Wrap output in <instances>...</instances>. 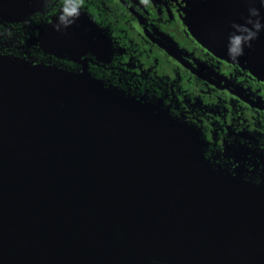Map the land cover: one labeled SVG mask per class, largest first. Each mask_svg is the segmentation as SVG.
<instances>
[{
    "label": "water",
    "instance_id": "1",
    "mask_svg": "<svg viewBox=\"0 0 264 264\" xmlns=\"http://www.w3.org/2000/svg\"><path fill=\"white\" fill-rule=\"evenodd\" d=\"M0 264H264V187L87 73L0 61Z\"/></svg>",
    "mask_w": 264,
    "mask_h": 264
},
{
    "label": "flooded vegetation",
    "instance_id": "2",
    "mask_svg": "<svg viewBox=\"0 0 264 264\" xmlns=\"http://www.w3.org/2000/svg\"><path fill=\"white\" fill-rule=\"evenodd\" d=\"M63 5L0 0V61L87 73L174 126L205 170L264 187V0H84L74 37L53 27ZM248 20L262 29L233 60Z\"/></svg>",
    "mask_w": 264,
    "mask_h": 264
},
{
    "label": "clouds",
    "instance_id": "3",
    "mask_svg": "<svg viewBox=\"0 0 264 264\" xmlns=\"http://www.w3.org/2000/svg\"><path fill=\"white\" fill-rule=\"evenodd\" d=\"M142 3L147 4L149 0H141ZM84 5V0H64V5L62 7L61 14L57 18V22L53 27L59 31L61 26L63 28L70 27L75 23L76 19L80 17V8ZM253 15H258L256 9H252ZM247 25H251L248 27ZM239 34L230 37L229 43V56L233 60H237L238 57L243 55V46L248 44L250 47V42L258 37L259 31L262 29V25L259 21L248 20L246 25H233Z\"/></svg>",
    "mask_w": 264,
    "mask_h": 264
},
{
    "label": "trees",
    "instance_id": "4",
    "mask_svg": "<svg viewBox=\"0 0 264 264\" xmlns=\"http://www.w3.org/2000/svg\"><path fill=\"white\" fill-rule=\"evenodd\" d=\"M29 64V63H28ZM32 66H39V65H32ZM40 67H42V66H40ZM49 69V68H48ZM49 70H54V69H49ZM55 71H62V72H69V71H65V70H55ZM70 73V72H69ZM72 74V73H71ZM74 75V74H73ZM90 77V76H89ZM91 78V77H90ZM92 80H94V81H96L97 83H99L102 87H104L105 88V85L103 84V82L102 81H100V80H97V79H94V78H91ZM106 90H108V91H110V92H113V93H116V94H118V95H120V96H122V97H124V98H127V99H132V100H135V101H137L136 99H134L133 97H126V96H124L122 93H120V92H116V91H111V90H109V89H107V88H105ZM166 122V121H165ZM169 123V122H168ZM170 124V123H169ZM171 125V124H170ZM179 133V132H178ZM188 153V152H187ZM189 154V153H188ZM190 155V154H189ZM192 156V155H191ZM256 186V185H255Z\"/></svg>",
    "mask_w": 264,
    "mask_h": 264
},
{
    "label": "rangeland",
    "instance_id": "5",
    "mask_svg": "<svg viewBox=\"0 0 264 264\" xmlns=\"http://www.w3.org/2000/svg\"><path fill=\"white\" fill-rule=\"evenodd\" d=\"M74 27H73V25H71L70 27H68V28H66V30L74 37V36H76V34L75 33H73V31H74ZM95 30V29H94ZM95 33H94V36L96 37V33H97V31L95 30L94 31ZM97 35H98V33H97Z\"/></svg>",
    "mask_w": 264,
    "mask_h": 264
}]
</instances>
